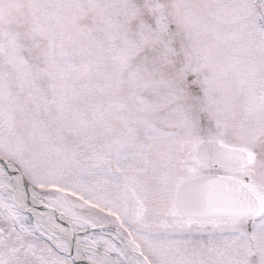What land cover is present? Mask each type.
Masks as SVG:
<instances>
[{
  "label": "snow or ice",
  "instance_id": "snow-or-ice-1",
  "mask_svg": "<svg viewBox=\"0 0 264 264\" xmlns=\"http://www.w3.org/2000/svg\"><path fill=\"white\" fill-rule=\"evenodd\" d=\"M0 264H264V0H0Z\"/></svg>",
  "mask_w": 264,
  "mask_h": 264
}]
</instances>
